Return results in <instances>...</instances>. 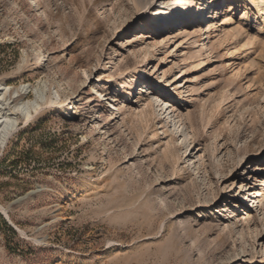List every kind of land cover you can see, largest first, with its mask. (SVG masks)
Masks as SVG:
<instances>
[{
    "label": "rangeland",
    "instance_id": "rangeland-1",
    "mask_svg": "<svg viewBox=\"0 0 264 264\" xmlns=\"http://www.w3.org/2000/svg\"><path fill=\"white\" fill-rule=\"evenodd\" d=\"M123 1L0 0V79L29 84L25 101L41 84L73 107L46 103L0 150V264H264V30L251 1L207 0L201 21L158 32L144 0H128L135 13ZM144 76L147 96L140 84L119 97Z\"/></svg>",
    "mask_w": 264,
    "mask_h": 264
},
{
    "label": "bare ground",
    "instance_id": "bare-ground-1",
    "mask_svg": "<svg viewBox=\"0 0 264 264\" xmlns=\"http://www.w3.org/2000/svg\"><path fill=\"white\" fill-rule=\"evenodd\" d=\"M139 1V0H138ZM140 2L138 3H141ZM154 0H144L145 5H148V7L140 14L141 17V21L143 25H148L151 27V25L153 24V20L154 17L156 18V30H154V32H158V31H163L166 27L169 28H174L177 27V25L182 21H190L191 19H188V17L193 18L195 15L198 17V20L201 21L202 16H203V12H204V8L203 5L205 4V1H198V2H191V4L189 6H187V9L184 13H181L182 11H184L186 5L189 3L190 0H162L161 3L159 4H154L152 5ZM159 1V0H156ZM247 0H242V3L245 5L247 2ZM251 1V5H250V12L252 13V15L255 17L256 16V20L258 18V23L255 25V27L258 29V31H260L261 33L263 32L264 28L262 27L264 24V15L262 17V19L259 18V14H260V4H255L254 0H249ZM259 2H263L264 0H258L257 3ZM158 3V2H157ZM200 4L199 6L197 5ZM254 3V4H252ZM123 4L127 7H130V10L132 11L131 13H135L137 11V7L133 6L132 4H130L128 2V0H124ZM167 5V7L158 10L155 12V7H160L161 5ZM142 5V4H140ZM152 5V6H151ZM223 6V4L221 5ZM139 7V6H138ZM198 8V9H197ZM141 9V7H140ZM197 9V10H195ZM207 9L209 10V6L207 7ZM195 10L192 14L190 11ZM187 17L183 18V16L185 14H187ZM220 13V11L218 12ZM250 16V15H249ZM206 18V15H205ZM246 19V17H245ZM249 30V29H248ZM120 32H118L117 34H119ZM243 35V34H242ZM247 35V34H246ZM203 36H205V33L203 34ZM204 42H203V46L205 44L208 43L207 40V36L204 37ZM38 63L36 64V67H39L41 65L45 64V58L43 55H40L37 59ZM140 72V74L142 73V75H145V71H144V67H142L140 70L137 71L136 75L133 76L131 78L132 84L135 83L136 81H138L137 79V74ZM144 81H140L137 83V85L134 88V91L131 88H128V92L126 93H122V91H119L122 85H125V83H122V85L120 87L117 88V93H122L120 94V98H124L125 100L129 101L131 99L132 94H134L139 85L140 84H144L146 85L145 82V76H144ZM96 83V82H95ZM121 82H118V84H120ZM96 87L93 89L94 92H98V85H95ZM46 86H42L41 84H39L37 87L34 88V92L36 94L35 98L33 100H24L21 96L25 95L29 89H30V85L23 83L18 85L17 87H11L9 85H7V83L4 80L0 79V150L1 148L6 144L7 140L11 137V135L13 134V132H15L18 128H19V122L20 120L22 121L23 126H26L33 118L37 117L40 113L41 110L46 106L47 104H50L52 108V110H60L61 112L65 111H69V109L72 110L73 113V107H72V102L70 101L69 103H67L69 99L65 100L62 104H59L56 100L55 97L50 93V95H46ZM125 86H122L121 89H124ZM143 88H146L143 90V95L147 96L149 93V86H143ZM129 93H131V95L129 96ZM101 93H99L100 95ZM135 96L132 98L134 99ZM17 99V100H16ZM88 103L89 105H92L94 103H97L94 99H91V96H88ZM16 100V101H14ZM102 100V99H99ZM65 102L67 103V105L65 104ZM65 106V107H64ZM111 106H113V104L111 103ZM101 116H105V114H103V111L95 118L94 121L99 120V118ZM107 116V121L109 126H111L116 118V115L114 114V112H112L111 114H106ZM95 117V116H94ZM188 164H194L195 160H193V158H188ZM246 165H249V163H245ZM247 174H250V172H247ZM245 175V174H242ZM243 177V176H242ZM249 190L251 189L253 191V194L250 195L252 197L253 203H255L257 201L258 198V193H257V187L256 185L251 188V186H249L248 188ZM242 202V201H241ZM243 203V202H242ZM242 206H245V203L242 204ZM0 209H2L1 205H0ZM2 211H4L2 209ZM204 215V214H203Z\"/></svg>",
    "mask_w": 264,
    "mask_h": 264
},
{
    "label": "water",
    "instance_id": "water-1",
    "mask_svg": "<svg viewBox=\"0 0 264 264\" xmlns=\"http://www.w3.org/2000/svg\"><path fill=\"white\" fill-rule=\"evenodd\" d=\"M38 190H39V188H37V190H35V191H38ZM35 191H30L29 193L25 194L24 196L16 198L13 202H18V201H20L21 199L25 198L28 194H32V193H34ZM2 213H3L4 216H5V214H6L5 210L2 211ZM6 215H7V214H6ZM5 218H6V216H5ZM8 222H9V224L15 229V227L12 225V223H10L9 220H8Z\"/></svg>",
    "mask_w": 264,
    "mask_h": 264
},
{
    "label": "trees",
    "instance_id": "trees-1",
    "mask_svg": "<svg viewBox=\"0 0 264 264\" xmlns=\"http://www.w3.org/2000/svg\"><path fill=\"white\" fill-rule=\"evenodd\" d=\"M5 224H6V223H5ZM6 225H7V224H6ZM7 228H8L9 230H11V232L15 233L14 230L12 229V227H10L9 225H7Z\"/></svg>",
    "mask_w": 264,
    "mask_h": 264
}]
</instances>
